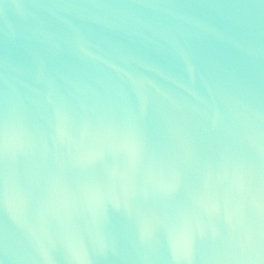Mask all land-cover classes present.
Here are the masks:
<instances>
[{
	"label": "water",
	"instance_id": "1",
	"mask_svg": "<svg viewBox=\"0 0 264 264\" xmlns=\"http://www.w3.org/2000/svg\"><path fill=\"white\" fill-rule=\"evenodd\" d=\"M0 264H264V0H0Z\"/></svg>",
	"mask_w": 264,
	"mask_h": 264
}]
</instances>
